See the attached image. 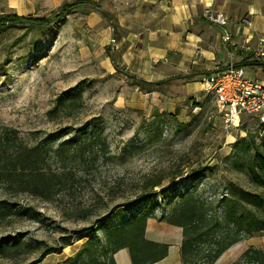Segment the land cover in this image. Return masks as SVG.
Here are the masks:
<instances>
[{
  "label": "rangeland",
  "instance_id": "374dc122",
  "mask_svg": "<svg viewBox=\"0 0 264 264\" xmlns=\"http://www.w3.org/2000/svg\"><path fill=\"white\" fill-rule=\"evenodd\" d=\"M73 1L0 0V15L47 18ZM93 1L110 19L82 6L48 30L0 29V133L13 130L30 144L49 138L52 149L67 142V163L78 176V183L52 201L0 186V201L15 206L0 219V264L75 260L81 244L88 238L102 240L122 211L149 205L158 219L175 200L168 199L166 184L188 185L194 169L206 167L195 180V193L201 197L219 196L229 182L248 188L244 175L225 169V163L233 156L232 143L256 135L259 122L245 115L237 125L226 121L210 97L184 86L187 81L141 82L135 76L141 68L135 70L131 60L123 63L125 53L118 46L116 30L130 6L118 0ZM248 71L246 77L253 79V70ZM97 132L108 149L102 153L98 144L88 151L98 156L94 166H76L74 144ZM57 166L53 156L50 168ZM157 178L163 179V188L156 192L161 195L166 188L162 197L153 193L119 207L93 227L95 216L72 219L86 209L98 214L126 203L139 195L142 182ZM182 190L178 187L177 193ZM63 236L70 237V245L59 254L42 255L60 246ZM251 241H264V236ZM84 259L76 260L81 264Z\"/></svg>",
  "mask_w": 264,
  "mask_h": 264
},
{
  "label": "trees",
  "instance_id": "16d2710c",
  "mask_svg": "<svg viewBox=\"0 0 264 264\" xmlns=\"http://www.w3.org/2000/svg\"><path fill=\"white\" fill-rule=\"evenodd\" d=\"M82 6L95 8L110 19L97 2L76 0L63 5L47 18L2 14L0 29L48 30L55 23L62 22L65 18L63 16ZM113 65L115 69L120 70L114 62ZM236 66H251L264 70V62L248 59ZM98 144L101 145L102 153L108 149L100 132L80 138L72 150L76 166H94L98 156L91 157L88 151ZM231 148L233 156L225 163V169L227 166L234 173L243 174L248 188L229 182L219 196L201 197L195 193L199 183L195 180L199 179L206 167L194 169L188 176L191 182L186 186L176 182L166 184L169 189L168 199L175 196V200L170 209L163 211L158 219L181 228L180 264H213L231 245L264 233V123H259L256 135L249 133L246 137L237 138ZM68 152L67 142H62L56 149H52L49 138L30 144L17 137L15 131L4 129L0 133V186L13 190L17 195L28 193L52 201L56 196L68 191L74 183H78L77 171L67 163ZM53 156L58 161L56 169L50 168ZM162 181L161 178L146 179L142 182L139 195L132 200L113 205L98 214L89 209L73 213L72 219L84 221L90 216H95L91 225L93 227L119 207L135 204L144 197H153V193L162 197L166 188L161 189V195L159 191L156 192L158 187L163 188ZM178 187L183 189L182 192L177 193ZM6 204L5 201H0V219L12 214L11 207L15 208L14 204L8 207ZM151 208L144 205L139 209L122 211L119 219L105 231L102 240L94 241L88 238L81 244L76 259L84 255L85 259L81 264H116L114 255L121 249L127 250L131 264H154L164 258L168 246L145 238L146 221L155 217ZM14 212L16 213L13 214H17L19 211ZM92 227L88 229L92 230ZM60 240V246L48 248L42 255L59 254L63 246L70 245L69 236H63ZM76 259L58 264H78ZM231 264H264V252L250 246Z\"/></svg>",
  "mask_w": 264,
  "mask_h": 264
},
{
  "label": "crops",
  "instance_id": "0c3cea01",
  "mask_svg": "<svg viewBox=\"0 0 264 264\" xmlns=\"http://www.w3.org/2000/svg\"><path fill=\"white\" fill-rule=\"evenodd\" d=\"M118 3L131 8L123 14L120 19L123 23L116 30L118 46L125 53L121 60L134 61L133 68H141L135 76L147 83L187 81L184 86L190 85V92L201 91L202 80L226 63L252 61L251 53L243 47H255L264 36V0H118ZM205 9L222 13L227 24L208 22L203 17ZM225 33L236 47L223 42ZM243 68L247 72L253 70V78H264L258 67ZM256 73L263 77L257 78ZM262 236L231 245L213 264H231L250 246L264 252V241H251ZM145 238L168 246L166 256L154 264H180L181 228L155 217L148 218ZM114 259L116 264H131L126 249L119 250Z\"/></svg>",
  "mask_w": 264,
  "mask_h": 264
},
{
  "label": "built area",
  "instance_id": "2783aa9c",
  "mask_svg": "<svg viewBox=\"0 0 264 264\" xmlns=\"http://www.w3.org/2000/svg\"><path fill=\"white\" fill-rule=\"evenodd\" d=\"M203 17L215 25L227 24L226 18L220 12L205 9ZM222 40L228 46L236 47L228 33L222 36ZM243 49L251 53L252 60L264 62V36L257 40L255 47L246 45ZM261 71L264 75V70ZM201 91L213 100L217 111L226 121L237 125L240 116L245 115L264 123V78L246 77L243 67L226 63L202 80Z\"/></svg>",
  "mask_w": 264,
  "mask_h": 264
}]
</instances>
